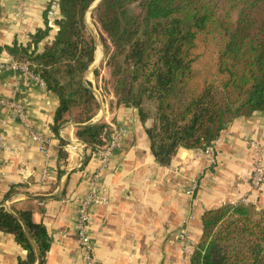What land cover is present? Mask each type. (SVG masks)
Returning a JSON list of instances; mask_svg holds the SVG:
<instances>
[{"label": "crops", "instance_id": "1", "mask_svg": "<svg viewBox=\"0 0 264 264\" xmlns=\"http://www.w3.org/2000/svg\"><path fill=\"white\" fill-rule=\"evenodd\" d=\"M58 1L0 0V62L16 63L7 49L29 44L47 21L53 29L38 51L52 42L59 9L52 18L48 12ZM89 17L87 13V23ZM102 49H96L92 72L84 78L90 86L104 59ZM0 98L20 103L34 132L48 141L45 154L24 122L13 118L9 107L0 106V208L16 216L26 213L43 227L49 244L43 264H84L74 200L89 192L90 179L103 164L99 152L77 136L78 127L88 123L64 117L56 126L58 96L47 89L32 63L0 71ZM114 100L112 95L99 102L93 116L122 132L102 172L108 203L93 206L90 212L87 234L100 264H184L180 234L186 230L195 246L200 245L206 212L243 199L264 214V186L253 191L249 182L253 167L249 142L264 147V112L235 118L214 142L213 153L179 149L168 165H162L147 134L154 118L143 121L138 109L115 107ZM93 118L91 122L96 121ZM192 182L197 183L193 195ZM30 243L32 252L15 235L0 231V264H41L38 245L32 238Z\"/></svg>", "mask_w": 264, "mask_h": 264}, {"label": "trees", "instance_id": "2", "mask_svg": "<svg viewBox=\"0 0 264 264\" xmlns=\"http://www.w3.org/2000/svg\"><path fill=\"white\" fill-rule=\"evenodd\" d=\"M95 1L59 0L56 35L42 52L38 46L53 29L48 21L29 44L7 49L17 63H32L58 96L56 126L71 109L90 111L96 103L84 80L95 59L86 22ZM94 12L111 54L116 106L138 109L143 121L154 118L147 134L160 164L179 149H207L238 116L264 112V0H103ZM93 116L77 122L88 123L77 136L96 152L113 130L92 123ZM0 231L30 252L32 238L45 262V230L28 214L0 208ZM190 264H264V214L253 204L206 212Z\"/></svg>", "mask_w": 264, "mask_h": 264}, {"label": "built area", "instance_id": "3", "mask_svg": "<svg viewBox=\"0 0 264 264\" xmlns=\"http://www.w3.org/2000/svg\"><path fill=\"white\" fill-rule=\"evenodd\" d=\"M58 10V5L53 4L50 6L48 12L50 18L55 16ZM30 63H12L6 65L0 62V71L10 68V69H24V66ZM44 82V81H43ZM7 106L11 112L13 118H18L23 121L26 127L29 129L30 136L39 144L40 151L47 154L48 153V141L46 138L34 132L30 123L26 120V113L23 106L16 100H4L0 98V106ZM122 132L120 130H113V135L110 141H106V145L98 148L99 154L102 156V167L95 172L90 179V190L83 197L76 198L74 201L78 208L79 215V227H78V240H79V252L80 257L84 264H100L94 255V248L92 241L90 240L87 230L91 222V209L93 206L107 204L108 199L105 196V190L102 186V172L107 166L113 151L117 148ZM104 140V139H103ZM2 143V142H1ZM250 148L253 155V167L250 175V185L253 190H261L264 186V147L258 141H250ZM200 152H207L211 154L214 152V143L210 145L205 150H199ZM45 178V177H44ZM197 183L192 182L189 193L193 195L196 192ZM181 240H183V258L184 264H190L191 256L195 249L194 241L192 240L190 234L186 230H182L180 234Z\"/></svg>", "mask_w": 264, "mask_h": 264}, {"label": "rangeland", "instance_id": "4", "mask_svg": "<svg viewBox=\"0 0 264 264\" xmlns=\"http://www.w3.org/2000/svg\"><path fill=\"white\" fill-rule=\"evenodd\" d=\"M94 9L95 8H93V6H91L90 10L88 11V14L90 15V17L88 19V23L87 24H88V26L90 28L92 36L95 38L96 49L99 48L100 46L103 48L102 50H103L104 59L102 60V64L99 65L98 74L95 75L96 82L93 83V81H91L92 82L91 86H90V84L88 82H86V84L94 91V93L96 95V103L93 104L92 107L90 106V111L87 108H84V107H76L74 109H71L65 115V117L68 118V120H72V121H74L76 123L78 121L86 120V118L89 117V115H95L97 109L99 108V102L100 103L105 102V99H109V96L110 97L112 95L115 96V100H114V105L113 106L116 107V102H117V97H116L115 93L113 92L114 88H113V80H112L111 72H110L111 70L109 68L110 66H108V61L106 62V54L108 56H110L111 54L109 55L107 53L104 40H102V38L100 36V33H99L98 29L96 28V26L94 24V22H95ZM132 11L136 12L135 9H132ZM108 51L111 52L112 49H110L108 47ZM95 53H96V51H95ZM94 61H95V59H94ZM90 68H92V65L90 66ZM90 68L88 69V71L90 70ZM88 71L86 72V74L88 73ZM91 80H93V77H92ZM150 111H153V109L150 110ZM101 118L102 117H99V119L97 120L96 117H94L93 119H96V121L92 122V123H102V119ZM238 204L249 205V204H253V203H251V201L250 202L249 201H243V199H242L240 202L233 203L232 206H235V205H238ZM256 208H257V206H256Z\"/></svg>", "mask_w": 264, "mask_h": 264}, {"label": "water", "instance_id": "5", "mask_svg": "<svg viewBox=\"0 0 264 264\" xmlns=\"http://www.w3.org/2000/svg\"><path fill=\"white\" fill-rule=\"evenodd\" d=\"M101 1H103V0H96V2H95V6H94L93 8H96V7L100 4ZM102 60H103V59H102ZM102 60H101V61H102ZM91 72H92V70H89V71H88V73H91ZM80 126H83V125H80Z\"/></svg>", "mask_w": 264, "mask_h": 264}]
</instances>
